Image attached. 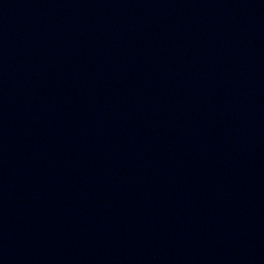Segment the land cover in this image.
Listing matches in <instances>:
<instances>
[{"label":"water","instance_id":"obj_1","mask_svg":"<svg viewBox=\"0 0 264 264\" xmlns=\"http://www.w3.org/2000/svg\"><path fill=\"white\" fill-rule=\"evenodd\" d=\"M0 264H264V0H0Z\"/></svg>","mask_w":264,"mask_h":264}]
</instances>
